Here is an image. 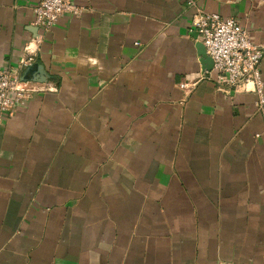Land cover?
I'll return each instance as SVG.
<instances>
[{"label": "crops", "instance_id": "0c3cea01", "mask_svg": "<svg viewBox=\"0 0 264 264\" xmlns=\"http://www.w3.org/2000/svg\"><path fill=\"white\" fill-rule=\"evenodd\" d=\"M73 1L31 64L49 89L0 121V264H264L257 94L219 87L191 27L202 8L263 46L264 0ZM38 2L0 0L21 78Z\"/></svg>", "mask_w": 264, "mask_h": 264}, {"label": "built area", "instance_id": "2783aa9c", "mask_svg": "<svg viewBox=\"0 0 264 264\" xmlns=\"http://www.w3.org/2000/svg\"><path fill=\"white\" fill-rule=\"evenodd\" d=\"M82 11L83 8L73 0H39L34 7L35 25L39 33L26 45V55L19 61V66L27 68L35 61L44 35L60 17L79 16ZM191 27L198 33L214 62L212 70L216 72L215 81L219 87H242L254 91L257 94V112L264 118V76L260 68L264 45L254 43L249 29L235 18L223 17L202 8H197ZM192 85L194 83L188 81L180 83V87L185 89ZM48 89L44 83L23 80L15 69L0 68V121L3 113L16 108L35 93Z\"/></svg>", "mask_w": 264, "mask_h": 264}, {"label": "water", "instance_id": "95a60500", "mask_svg": "<svg viewBox=\"0 0 264 264\" xmlns=\"http://www.w3.org/2000/svg\"><path fill=\"white\" fill-rule=\"evenodd\" d=\"M200 48H202V54L205 56V59L210 62L209 70L211 71L213 69L214 62H213L212 58L207 54L206 48H205L203 43H201ZM36 68H37V65L28 66L25 73H24V76L22 77V79L23 80L39 81V82L45 81L46 79L43 76H41L42 75L41 73H39L40 76H38V78H34L35 76L33 75V71Z\"/></svg>", "mask_w": 264, "mask_h": 264}]
</instances>
